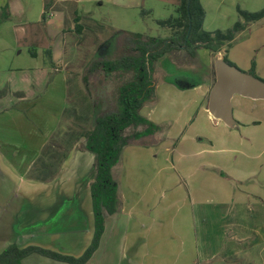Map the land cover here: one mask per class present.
I'll return each instance as SVG.
<instances>
[{
    "label": "rangeland",
    "instance_id": "obj_1",
    "mask_svg": "<svg viewBox=\"0 0 264 264\" xmlns=\"http://www.w3.org/2000/svg\"><path fill=\"white\" fill-rule=\"evenodd\" d=\"M51 1L47 18L42 21L44 3L50 0H0V13L5 4L9 7L7 18L0 19V110L16 104L15 108L0 114V141L5 148L15 142L24 145L15 157L19 168L38 158L40 151H36V142L47 141L51 135L50 138L55 137L63 145L64 133L90 129L95 118L117 112V89L129 75L106 72L101 63L134 53L135 45L129 34L170 37L171 30L160 27L157 21L176 17L179 3V0ZM200 3L205 12L203 29L207 32L225 31L236 22H243L237 8L250 13L264 8V0H200ZM77 16L82 25L81 34L75 32ZM195 53L191 56L184 49H175L151 64L155 97L144 104L140 115L157 126V130L142 134L138 131L143 127L139 126L125 132L127 136L134 132L138 135L128 140L112 169L118 187L119 217L110 239L103 233L102 244L108 245V253L105 252L107 245L101 244V261L94 259L93 264H126L131 249L127 246L125 223L131 220L120 214L122 197L129 206L143 209L150 217L145 230L162 229L166 217L157 219L156 213L158 208L162 211L167 201L162 202L160 196L166 190V179L172 177L169 197L177 187L174 170L181 167L185 172L196 165L215 166L219 170L214 184L216 201L233 200L236 204L248 205L252 211L249 215L245 208H240L239 213L246 219L244 224L251 234L242 242L245 247L232 246L225 259L210 260L202 258L207 253L199 256V246L201 249L205 245L203 239L200 244L195 243L192 227L189 239L184 237L186 234L183 236L180 264H264V236L252 232L253 224L258 221L256 211L260 210L257 203L264 201V100L234 96L231 107L237 124L232 129L209 118L203 82L208 79L210 87L213 85V60L221 56H211L204 48ZM220 53L245 73L253 69L255 76L264 81V19L247 23ZM182 81L198 87L181 92L175 85L185 84ZM71 151L94 157L85 150L83 138L75 142ZM8 158L13 161L11 155ZM35 164L36 161L32 166ZM32 166L22 177L25 181ZM84 167V178H88L83 183L92 182L94 160L86 161ZM200 173L190 177L188 184ZM36 185L41 188V184ZM132 215L137 218V211L133 210ZM165 215L168 217L170 213ZM227 215L233 221L235 212L229 211ZM87 216L75 199L61 206L48 222L26 228L32 230L34 243L50 247L55 244L65 249L79 244L77 235L87 231ZM139 232L142 234L141 229ZM221 238L230 237L223 232ZM153 243L151 239L149 247ZM138 244L136 240L132 247ZM148 253L146 246L140 247L136 260H144ZM37 259L40 260L34 264L51 263L39 256ZM149 263L162 264V260L151 258Z\"/></svg>",
    "mask_w": 264,
    "mask_h": 264
},
{
    "label": "crops",
    "instance_id": "obj_2",
    "mask_svg": "<svg viewBox=\"0 0 264 264\" xmlns=\"http://www.w3.org/2000/svg\"><path fill=\"white\" fill-rule=\"evenodd\" d=\"M216 55L222 58L221 53ZM182 82L185 84L177 83L175 85V88H178L181 92L193 91L198 87L197 84ZM203 83L205 85V111H207L208 93L212 86L210 87L208 79ZM15 105L16 104L13 103L8 108L0 110V114L2 111L15 108ZM209 118H211L210 115ZM50 136L51 135H49L48 139ZM47 141L35 143L36 151H40L38 153L39 155L37 154L36 156H40ZM16 143L17 142L5 148L4 142L0 141V253L8 245L16 244L19 248L36 246L74 258L80 257L89 246L93 236V215L90 201L91 182H83H86V178H84L86 173V168L84 167L85 163L86 161L92 163L94 157L85 152L79 151L78 153L71 151L62 164L60 173L56 179L41 183L29 180L28 178V181H25L22 178L23 175L29 171L32 164L38 158L26 162L20 169L15 157L19 155L24 145L19 146ZM10 155L13 157V161L8 158ZM2 166L4 167L3 169ZM176 169L177 170H174V172L177 187L172 189L168 197L167 192L172 178L170 176L165 181L166 190L160 195L162 197V202L167 200L166 203H163L162 211L158 208L156 213L157 219L166 217L161 225L162 229L153 232L145 230L146 221L149 220L150 217L143 209L140 211L137 208L129 206L127 200L122 197V202H124L122 203L120 214L129 216V221L131 220V223H125L128 227L127 246H130L131 249L129 251V256H126V264H150L149 261L151 258H159L160 261L162 260V264H180L182 257V241L184 237H188L189 239L192 227L195 243L200 244L201 239L204 241L205 248L203 247L200 249L199 246L198 250L200 257L207 253L202 258H210L211 260L217 257V259L223 260L232 246L235 247V249L246 246L242 242L251 232L250 228L246 230L244 224V220L246 219L239 213V209L245 208L247 215L252 211L249 210L250 208H248L246 203L236 204L232 202L233 200L231 202L216 201L214 184L216 172H219V170H217L215 166L205 165H196L185 172L181 170V167H177ZM198 172H201V175L196 177L191 184H188V179ZM21 181H23L22 185L18 186V183ZM36 184H41V188L39 189V186ZM75 199L78 201L79 208L85 214V217L88 215L86 218L88 221L87 231L77 235V242L79 241V244L68 245L65 249H62L56 247L55 244H53V247H50L46 244L34 243L32 240V230L28 228L34 224L48 222L50 217L53 216L56 211L60 210L61 206ZM260 201L261 202L257 203L260 210L259 212L256 211L255 214L258 221L256 224H253L252 232L264 236V201ZM175 208H177V211H174ZM182 209L185 211L180 213ZM133 210L137 211V218L132 215ZM229 211L235 212L233 221H230L231 217L229 218V215H227ZM165 213H170V216L167 217ZM118 214L116 213L106 218L104 234H106L108 239H110V235L114 232V227L119 217ZM213 220L218 224L214 225ZM199 223H202L200 228L198 226ZM140 229L142 230V234L139 232ZM16 231H18V233ZM223 232L229 235L230 238L228 240H224V238L220 239ZM185 234L186 236H184ZM140 235H143V237H140ZM103 238L104 235L102 236L98 249L86 264H93L94 259H99L101 261V249L103 248L101 246L104 244L107 245L106 243L102 244ZM151 239H154V243L149 247ZM136 240L139 243L138 246L132 247ZM256 240L257 238L254 243H256ZM239 241H241V243H239ZM177 243L179 244L178 248ZM143 246L148 248L149 253L145 256L144 260H136L137 252L140 247ZM196 247L198 249V246ZM203 249H205L204 253H202ZM105 252L108 253V245L105 248ZM38 256L39 258L49 259L37 254H32L24 258L22 264H34L35 261L40 260L37 259ZM49 260L51 261L50 264H66L56 262L52 259ZM115 264H117V262Z\"/></svg>",
    "mask_w": 264,
    "mask_h": 264
},
{
    "label": "trees",
    "instance_id": "obj_3",
    "mask_svg": "<svg viewBox=\"0 0 264 264\" xmlns=\"http://www.w3.org/2000/svg\"><path fill=\"white\" fill-rule=\"evenodd\" d=\"M51 2L50 0L44 3L42 21L47 18V10ZM7 11V5L3 6L0 19L7 18ZM237 12L243 22H236L225 31L207 32L203 29L205 12L200 0H179L176 17L157 21L160 27L171 30L170 37L161 39L129 34L130 40L135 45L134 53H125L114 61L101 63L102 69L106 72H120L129 75V79L117 89V112L95 118L90 129L84 128L81 131L64 133L63 145H59L55 137H51L43 147L36 164L32 166L30 175L27 176L29 180L37 182L54 180L75 142L80 138L84 139L85 150L94 155L93 175L90 183L93 236L89 246L80 257L74 258L36 246L19 248L16 244H10L0 253V264H22V260L32 254L66 264H86L89 261L99 246L106 218L116 214L119 210L118 187L113 179L112 169L120 160L122 150L128 140L137 138L138 135L134 132L127 136L125 132L139 126L143 127L141 131H138L142 134L151 133L155 128L157 130V126L140 115L144 104L155 97V85L150 73L151 64L175 49H184L191 56H195L199 48H204L214 55L218 54L225 46H230L235 35L243 31L247 23L264 19V8L254 13L237 8ZM78 22L79 17L77 16L74 19L75 32L81 34L82 25ZM31 55L35 57L34 52H31ZM222 58L232 65L226 61L225 57ZM248 73L255 76L253 69Z\"/></svg>",
    "mask_w": 264,
    "mask_h": 264
},
{
    "label": "water",
    "instance_id": "obj_4",
    "mask_svg": "<svg viewBox=\"0 0 264 264\" xmlns=\"http://www.w3.org/2000/svg\"><path fill=\"white\" fill-rule=\"evenodd\" d=\"M213 67L215 80L208 93L207 112L212 119L232 129L236 126L232 97L264 100V81L228 64L223 58L215 59Z\"/></svg>",
    "mask_w": 264,
    "mask_h": 264
}]
</instances>
